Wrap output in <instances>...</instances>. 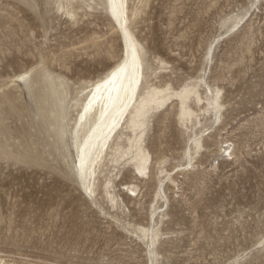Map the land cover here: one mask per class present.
Here are the masks:
<instances>
[{
	"label": "rangeland",
	"instance_id": "374dc122",
	"mask_svg": "<svg viewBox=\"0 0 264 264\" xmlns=\"http://www.w3.org/2000/svg\"><path fill=\"white\" fill-rule=\"evenodd\" d=\"M128 26L156 102L90 197L72 131L123 58L118 26L105 0H0V257L264 264V0H128Z\"/></svg>",
	"mask_w": 264,
	"mask_h": 264
},
{
	"label": "bare ground",
	"instance_id": "6f19581e",
	"mask_svg": "<svg viewBox=\"0 0 264 264\" xmlns=\"http://www.w3.org/2000/svg\"><path fill=\"white\" fill-rule=\"evenodd\" d=\"M105 2L110 19L117 24L120 31L124 45L123 58L107 73L85 87L82 94L86 96L72 131L77 154L78 181L90 197L97 191L98 171L102 166L107 165L108 157L111 155L110 149L117 144L116 141L125 128L135 132V128L141 126L144 113L156 102L152 93L146 96L141 94L144 62L140 43L128 26V0H105ZM167 99L169 97L164 98V101ZM60 116L64 117L63 111L60 112ZM64 131L62 125L60 132L63 134ZM141 145L140 143L137 145L138 153L131 161L139 175L143 176L148 169L150 154ZM109 185H106L105 189L114 200ZM127 188L131 192L136 191L133 186L128 185ZM126 195L129 198L134 196L133 193ZM0 264L21 263L0 257Z\"/></svg>",
	"mask_w": 264,
	"mask_h": 264
}]
</instances>
